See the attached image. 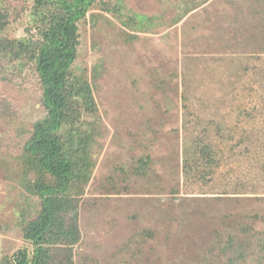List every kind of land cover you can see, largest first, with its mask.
I'll list each match as a JSON object with an SVG mask.
<instances>
[{
	"label": "rangeland",
	"instance_id": "obj_1",
	"mask_svg": "<svg viewBox=\"0 0 264 264\" xmlns=\"http://www.w3.org/2000/svg\"><path fill=\"white\" fill-rule=\"evenodd\" d=\"M103 1L73 66L102 120L76 264H264V0ZM37 85L0 82V264L32 247L19 154L45 115ZM204 146L216 165L188 173Z\"/></svg>",
	"mask_w": 264,
	"mask_h": 264
},
{
	"label": "trees",
	"instance_id": "obj_2",
	"mask_svg": "<svg viewBox=\"0 0 264 264\" xmlns=\"http://www.w3.org/2000/svg\"><path fill=\"white\" fill-rule=\"evenodd\" d=\"M21 1L0 0V82L34 78L42 92L45 115L32 125L19 154L21 184L40 205L23 224L32 247L5 264H76L75 248L82 241L80 201L93 176V146L102 136V120L92 85L77 77L73 66L80 23L97 6H108L103 0H32L25 35L10 38L5 32L19 18L12 8ZM132 18L137 24L145 21ZM200 154L199 163L186 161L188 173L204 176L216 165L210 147H202Z\"/></svg>",
	"mask_w": 264,
	"mask_h": 264
}]
</instances>
